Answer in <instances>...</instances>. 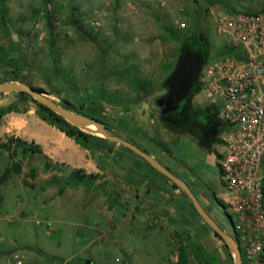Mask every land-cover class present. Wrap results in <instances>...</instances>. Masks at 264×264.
<instances>
[{
    "label": "rangeland",
    "instance_id": "1",
    "mask_svg": "<svg viewBox=\"0 0 264 264\" xmlns=\"http://www.w3.org/2000/svg\"><path fill=\"white\" fill-rule=\"evenodd\" d=\"M198 1L206 9L202 29L210 41L208 63L229 55L225 38L216 30L215 16L219 12L264 13V0ZM128 3V0H7V23L0 22V46L19 51L24 63L21 79L36 89H44L52 100L58 103L66 100L75 110L84 105L86 111L95 109L94 103L102 102L104 115L111 121L117 123L121 118L130 121L133 131H119L121 138L129 136L155 155H171L176 145H180L183 151L180 155L190 162L192 172L206 186L204 195L211 201L207 206L216 208L220 227L234 234L226 211L213 201L214 195L225 193L222 159L210 156L196 134L178 138L168 131L159 120L156 105L180 53V43L169 35V29L187 38L192 33L198 4L195 0H135L131 6ZM97 20L101 21L99 27L94 25ZM54 59L59 62L57 76L52 68ZM11 71L12 67L0 65V84L15 82L10 80ZM135 79L145 84L141 94L133 86ZM96 89L107 99L114 96L112 103L102 101ZM204 99L200 94L196 103H203ZM15 103L21 111L17 114L37 111L33 102L21 101L17 93L0 96V108ZM7 126L8 121L3 118L0 184H22L40 198L45 195L50 206L61 207L45 208L35 214L27 212L18 218L17 197L8 199L11 209L0 208V224L4 227L0 234L5 238L0 244V264H6L7 256L17 250L27 255L26 264H85L86 260L94 264H177L179 247L190 243H201L215 252L222 264H232L230 250L222 240L207 230L204 221L184 222L173 201H167L165 207L144 202L143 211L135 210L136 217L129 225L127 203L138 199L124 181L122 171H109L96 182L76 186L67 170L46 169L37 159H29L12 141L16 136L5 134ZM3 145H10L11 149ZM161 159L178 170L168 156ZM174 195L181 192L174 190ZM203 203L208 204L206 199ZM116 206L122 208L121 212ZM151 211H158L165 218L158 223L159 238L155 249L150 251L152 254L140 256L138 241L125 240L124 230L131 226L138 231L149 220ZM138 217L144 221L140 222ZM49 221L55 227L51 235ZM24 224L26 229L22 232L20 225ZM15 233L21 235L15 249L6 250L5 245L9 239L14 240ZM126 242L133 250H129ZM48 256L56 260L51 261ZM191 264L199 263L193 259Z\"/></svg>",
    "mask_w": 264,
    "mask_h": 264
},
{
    "label": "built area",
    "instance_id": "2",
    "mask_svg": "<svg viewBox=\"0 0 264 264\" xmlns=\"http://www.w3.org/2000/svg\"><path fill=\"white\" fill-rule=\"evenodd\" d=\"M128 1L131 6L135 0ZM215 21L217 33L235 54L205 64L200 94L217 107L223 123L225 193L220 200L232 218L243 263L260 264L264 255V13L222 11ZM94 25L101 26V21ZM47 227L51 235L54 223L49 221ZM4 242L0 234V244ZM26 262L27 255L18 250L6 258V264Z\"/></svg>",
    "mask_w": 264,
    "mask_h": 264
},
{
    "label": "crops",
    "instance_id": "3",
    "mask_svg": "<svg viewBox=\"0 0 264 264\" xmlns=\"http://www.w3.org/2000/svg\"><path fill=\"white\" fill-rule=\"evenodd\" d=\"M8 121V126L5 129V134L15 135L29 143H34L41 148L42 155H27L29 159H37L43 165L50 164L53 168H60L67 170L70 174L75 170H83L86 174H96L104 175L119 169L123 172V179L128 184L129 189L133 188V191L137 193L138 201L128 202V207L130 208L128 223L131 224L132 220L136 217L133 215L137 211H143L144 202L152 203L155 206H163L167 201H171L174 195V190L171 184L162 177H159L151 171L145 164H143L137 157L130 153H124V155H115L116 149L113 152L101 148L97 150L96 157L91 155L90 151L83 149L81 146L75 143L74 140L67 137L65 133L57 129L56 127L50 125L49 123L43 121L36 111H28L24 114L11 113L4 117ZM205 150L208 151L210 156L218 155L221 159L225 157L226 149L224 145L219 140L218 142L212 143L209 146H205ZM182 149L180 145H176L174 152L171 155H151L163 163L165 166H169L163 160V156H168L169 160L176 166L178 170L172 168L175 172L186 175L192 182L193 190L199 194L202 201L206 199L208 204L202 203L203 206L211 204V201L207 199L204 195L206 190L205 184L201 181V177L195 175L192 172V167L190 162H187L179 152ZM183 152V151H182ZM2 188L0 192V208L11 209L9 205L10 201L8 199L17 197L16 202V213L18 218L20 215H25L27 212L39 213L43 209H48L49 207L58 209L61 206L52 207L46 202L45 195L36 196L32 194L29 189L23 187L22 184L18 183H3L0 184ZM4 188V189H3ZM217 199H221L222 196H215ZM156 199H158L156 201ZM214 201V199H213ZM162 202V203H161ZM142 204V205H141ZM215 204V203H214ZM218 206V205H217ZM165 207V206H163ZM220 207V206H219ZM175 208V207H174ZM117 211L121 212V207L116 206ZM140 209V210H139ZM214 208L212 213H210L215 220H217ZM151 216L149 220L140 226L138 231L133 227L126 228L125 240H129L130 243L138 241L139 254L140 256H150L152 254L151 249H155L158 241V223L160 219H164V215H160L158 211H151ZM22 220V219H21ZM140 222L144 221L141 217H138ZM26 220H22L25 222ZM138 221V222H139ZM217 222V221H216ZM21 231L26 229V225H20ZM4 229L3 225L0 224V232ZM21 232V233H22ZM85 232V231H82ZM213 233V232H212ZM214 234V233H213ZM14 240L8 241L5 245L6 250L15 249V244L18 243L21 235L14 234ZM215 235V234H214ZM216 236V235H215ZM161 240V238H160ZM127 244L129 250H133L131 244ZM6 254V253H5ZM130 264V263H129ZM264 264V263H260Z\"/></svg>",
    "mask_w": 264,
    "mask_h": 264
},
{
    "label": "trees",
    "instance_id": "4",
    "mask_svg": "<svg viewBox=\"0 0 264 264\" xmlns=\"http://www.w3.org/2000/svg\"><path fill=\"white\" fill-rule=\"evenodd\" d=\"M195 2L198 4V9L196 11V14L194 15V25L192 28L191 35L194 36L196 34H202L204 41L206 43H209V45H210L208 34L206 32H204L202 29L205 25L206 9L200 3V1L195 0ZM6 3H7V0H0V22L2 24L7 23L6 9H5ZM236 11H238V10H236ZM169 32H170L169 35L174 40L179 42L180 44H182L183 41H188L189 39H191V38H189L191 35L188 36L187 38L183 39L181 34L178 33L177 31H174L173 29H169ZM227 53L229 55L235 54L233 51H231L229 49H228ZM58 64H59L58 59H54V63L52 65V68H53V70H55L56 76H57V74L59 75V71H60ZM0 65H2L4 67H12L13 68V71H11L9 73V76H11L10 77L11 81L25 83V80H22L21 75H20V71L22 70L24 63L20 57L18 50H13V49L8 50L7 48L0 46ZM133 86L135 87L138 94H141V92L145 90L144 82L140 81L139 79H135L133 81ZM37 90L40 91L41 93H45L44 89H42V88H37ZM96 91H98V93H99L98 96L100 99H102V101L112 103V99L114 98V96H110L109 99H107L106 96L102 95V93L100 92L99 89H96ZM17 94L20 97L21 101H25V102L31 101L37 106V111H36L37 115L43 121L49 123L50 125L56 127L57 129H59L60 131L65 133L66 136L71 138L72 140H74L76 144L81 146L83 149L90 151V153H91V155H93V157H96V155H97L96 151L101 149V148H104V149L108 150L109 152H113L117 146H118V149H116L115 155H124V153H130V154L134 155L135 157H137L151 171L156 173L157 176L162 177L165 180H167L171 184V187L174 190H179L181 192V195L174 197L172 199V201L174 203L175 209L178 211L179 215L182 216L184 222L189 223L190 220L193 223L198 222V221H200V222L203 221L202 217L197 212V210H196L192 200L189 198V196L177 184L172 182L170 179H168L165 175H163L158 170L154 169L150 165V163L147 162L143 157H141L140 155H137L131 149H129L128 147H126L124 145H118L117 143L110 142V141H108L104 138H101L99 136H96V135H93L90 133H86L83 130L79 129L78 127L71 125L69 122H67L60 115L56 114L55 112H53L52 110H50L46 106L36 102L26 92H21V93H17ZM0 96H2V95H0ZM59 104L65 108H67L70 111L78 112V113L83 114L87 117L96 119L101 124H103L110 133L115 134L117 136L122 137L121 134H119V131H121V130L125 131L127 133H129V132L131 133L133 131V127H132V124L130 121H127V120L121 118L117 123H115V122L111 121L107 116H105L104 115L105 107H104L102 102L101 103H94V104H96L97 107L95 109H92L89 111H86L84 109V105H82L80 110H75L71 106V104L66 100L62 101ZM20 112L21 111H20L19 105L17 103L11 104L7 107H2V108H0V121L8 114L20 113ZM123 138L127 141L134 143L139 148H141L142 150H144L145 152H147L148 154L151 155V153L149 151H147L142 146H140L134 139L130 138L129 136L123 137ZM12 141L15 142L19 148H22L23 153L26 155H31V154L32 155H37V154L42 155L43 154L41 148L37 145H34V143H29V142H27V141H25L19 137L13 138ZM3 147L11 149L10 145H3ZM163 149L166 152L171 153V151L168 150L164 146H163ZM165 167L168 168L172 173L177 175L179 178L184 180L189 185V187L192 189L194 194L200 199L199 194L193 190L192 182L190 181L189 177H187L186 175H181V174L175 172L169 166H165ZM51 168H53L52 165H50V164L46 165V169H51ZM18 170H20V169L18 168ZM99 178H100V175L86 174L85 171H83L81 169L75 170L70 175V179H72L75 182L76 186L80 185L82 183L96 182ZM214 201H215L216 205L222 207L226 211L225 205H223L221 200L214 197ZM201 202H203V201L201 200ZM204 208L206 209V211L208 213H212L213 208H210L209 206H204ZM226 214L228 215V217L232 221V218L230 217V215L227 212H226ZM204 226L207 228V230L212 231L214 233V231L211 229V227L209 225H207L205 222H204ZM231 235L239 243V238H238L236 232L234 231V234H231ZM188 237H189L188 239L190 240V236H188ZM224 245L226 246V248H228L226 244H224ZM178 252L179 253H178L177 264H191L193 259L196 260V262H198L199 264H222L219 256L215 252L208 251L203 246V244H201V243H198V244L190 243V245L181 244V246L178 249ZM41 254L43 255V252H41ZM229 256L232 260V264H235V260H234V257L232 255L231 251L229 252ZM48 259H50L51 261L56 260L55 257H51V256H48ZM63 262H65V261H63ZM262 262L264 263V261H262ZM127 263H129V262H127Z\"/></svg>",
    "mask_w": 264,
    "mask_h": 264
},
{
    "label": "water",
    "instance_id": "5",
    "mask_svg": "<svg viewBox=\"0 0 264 264\" xmlns=\"http://www.w3.org/2000/svg\"><path fill=\"white\" fill-rule=\"evenodd\" d=\"M206 60L207 58H205V56L201 52H195L191 50H183L181 52L173 72L166 80V85L169 87L170 94L167 97L159 98L156 101L159 107H165V109L162 111L163 114L177 110L178 103L180 102L181 98L185 94H187L194 85L198 83L203 67L206 64ZM21 92L28 93L36 102L46 106L56 114L63 117L71 125L78 127L84 132L86 131L83 129V126L94 127L96 131L99 132V134H90L99 136L110 142L117 143L118 145H124L131 149L137 155L143 157L147 162L150 163V165L154 169L158 170L172 182L177 184L189 196L197 212L202 217L203 221L207 225H209L214 231L215 235L219 239H221L224 244L227 245L234 257L235 264H244L242 252L236 239L228 231L222 229L220 225L216 222V220L213 218V216L206 211V209L204 208L198 197L194 194L192 189L189 187V185L177 175L172 173L160 161H158L152 155L139 148L134 143L110 133L106 129V127L96 119L68 110L67 108L61 106L58 102L52 100L45 93H41L36 88L32 87L27 83L8 82L0 84V95L15 94ZM260 259L264 261V255H262ZM85 264L94 263L91 260H86Z\"/></svg>",
    "mask_w": 264,
    "mask_h": 264
},
{
    "label": "flooded vegetation",
    "instance_id": "6",
    "mask_svg": "<svg viewBox=\"0 0 264 264\" xmlns=\"http://www.w3.org/2000/svg\"><path fill=\"white\" fill-rule=\"evenodd\" d=\"M189 38L191 39L183 41V43L180 44L179 56L183 50L201 52L205 58H207V63L210 55L209 43L204 41L202 34L191 35ZM174 68L168 73L167 78L171 75ZM167 78L163 83L164 93L159 98L167 97L170 94L169 87L166 85ZM199 95L200 82L198 81V83L181 98L177 110L163 114L162 111L165 107H159L157 103L156 105L159 110V120L168 131L175 133L178 138L184 134H196L204 146H209L220 140L223 131V123L218 118L217 107L211 106L205 99L203 103H196V99Z\"/></svg>",
    "mask_w": 264,
    "mask_h": 264
},
{
    "label": "bare ground",
    "instance_id": "7",
    "mask_svg": "<svg viewBox=\"0 0 264 264\" xmlns=\"http://www.w3.org/2000/svg\"><path fill=\"white\" fill-rule=\"evenodd\" d=\"M83 129L86 131V132H90L91 130L95 131L96 133L99 134L98 131H96V129L94 127H90V126H84Z\"/></svg>",
    "mask_w": 264,
    "mask_h": 264
}]
</instances>
